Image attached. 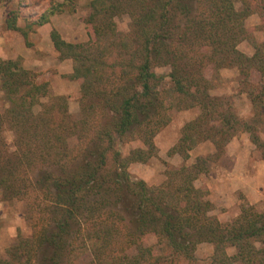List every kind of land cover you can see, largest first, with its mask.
<instances>
[{"label": "trees", "instance_id": "trees-1", "mask_svg": "<svg viewBox=\"0 0 264 264\" xmlns=\"http://www.w3.org/2000/svg\"><path fill=\"white\" fill-rule=\"evenodd\" d=\"M236 2L90 0L87 41L49 32L58 58L71 60L66 77L79 85L75 119L67 99L50 95L37 72L18 59L0 60L7 102L0 112L1 198L23 200L30 186L50 201L47 218L30 236H18L0 264H198L202 243L213 246L209 264H264V211L242 204L233 220L221 222L208 189L195 184L238 132L249 134L264 159V41L245 23L257 14L264 27V0H238L240 8ZM71 7L72 0H50L24 27L14 11L6 29L25 38ZM122 16L129 19L126 31L118 29ZM244 41L251 55L238 48ZM163 67L168 73H157ZM228 68L237 69L239 91L251 103L248 120L211 93ZM171 109L198 111L170 150L184 163L168 166L157 186L132 180L129 165L156 155L154 137L170 122ZM131 139L142 146L123 155L120 146ZM204 142L214 152L187 164ZM150 237L156 241L147 242Z\"/></svg>", "mask_w": 264, "mask_h": 264}, {"label": "rangeland", "instance_id": "rangeland-1", "mask_svg": "<svg viewBox=\"0 0 264 264\" xmlns=\"http://www.w3.org/2000/svg\"><path fill=\"white\" fill-rule=\"evenodd\" d=\"M49 1L25 0L20 3L17 0H4L0 3V60L18 59L24 68L37 72L38 81L48 82L50 95L64 96L67 99L69 113L75 119L80 108L79 85L66 77L72 70L71 60L58 58V53L50 41L49 32L55 28L64 40L71 43L87 41L84 19L88 14L87 4L90 0H72L71 8L52 16L48 24L28 30L25 38L18 31L6 29V19L12 12H17V24L24 27L26 18L34 19L44 11ZM235 6L240 8L238 0ZM128 23L129 19L122 16L117 21L118 29L126 31ZM245 23L253 30L256 40L264 41V27H259L260 18L257 14L249 16ZM238 48L248 55L253 52L252 47L245 41L240 43ZM168 70L167 67L156 69L157 73L162 74H167ZM206 75L211 76L209 69L206 70ZM220 78L211 93L230 101L238 116L248 120L252 115L251 103L246 95L239 91L237 69L221 70ZM257 78V74L253 73L251 80L255 82ZM6 107L7 102L0 91V112ZM169 113L170 122L154 137L156 155L146 163L129 165L128 172L132 180H143L150 186H157L164 182L168 166L179 167L184 163L178 154L171 153L170 150L177 142L183 124L195 117L198 111L171 109ZM4 136L6 141L11 143L12 135L8 130L4 131ZM260 136L264 141V133ZM141 146L139 140L131 139L124 142L120 150L126 155L130 149ZM213 152L214 147L211 143H201L190 151V158L186 163L193 162L197 156H207ZM195 184L208 189V199L214 204L212 214L221 222L233 220L242 204H250L255 206L256 210L264 211V159L246 132H238L230 140L225 153L211 163L209 172L200 175ZM46 203L49 204L50 201L46 202L44 198H40V193L31 191L30 186L23 200H4L0 195V257L4 256L5 250L18 236H30L35 231L34 226L38 224L40 226L42 219L47 218L48 213L44 211ZM27 213L31 215V219L27 218ZM154 241L155 237L147 240L149 243ZM212 253L211 244H199L195 250L198 264H209Z\"/></svg>", "mask_w": 264, "mask_h": 264}]
</instances>
